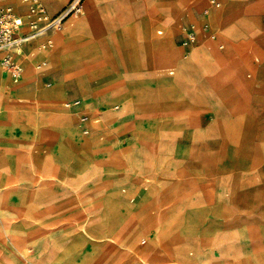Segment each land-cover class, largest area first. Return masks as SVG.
Instances as JSON below:
<instances>
[{
    "label": "rangeland",
    "instance_id": "rangeland-1",
    "mask_svg": "<svg viewBox=\"0 0 264 264\" xmlns=\"http://www.w3.org/2000/svg\"><path fill=\"white\" fill-rule=\"evenodd\" d=\"M73 1L63 0L59 12ZM110 1L118 15L117 23H129L141 16V0ZM192 1L200 8L195 12L198 16L212 6L213 0H204L200 6L198 3L203 0ZM256 1L249 0L251 4ZM219 2L221 6L216 11V22L210 18L215 11H209L207 19L211 29L206 33L210 36L216 34L218 41L225 45V51L230 42L222 33L220 20L229 6L235 10H232L233 18L238 19L235 16L241 15L246 0ZM86 12L85 3L81 14L71 13L60 29L51 28L47 35L56 30L71 31L75 28L74 23L86 18ZM245 18L264 31V11L258 14L248 12ZM78 26L85 28L82 23ZM159 28V24L152 28L155 38L170 35L173 39L176 34V28H166L164 35H158ZM48 38L54 41L55 48L48 50L41 43L39 51L53 57L50 63L64 62L66 76L85 71L86 64L82 58L95 60L110 54L99 42L97 52L84 56L76 52L63 55L56 51L55 39ZM104 38L109 41L102 36L103 42ZM255 39L260 41L261 37ZM219 42L215 45L218 46ZM230 49L231 54L246 65V75L242 79L250 81L239 80L237 86L247 88L246 94L240 98L247 104L243 101L238 103L240 99L236 98L227 100L225 93L208 83L202 73L190 72L193 53L190 50L186 53L180 47L183 55L167 64L165 76L158 77L160 70L151 62L148 71H143L147 74L145 78L149 85L119 95L120 111H115L117 105H111L110 110L114 114L136 118L134 126L132 122L115 127H110L108 122L95 126L93 115L103 112L102 108L95 109L94 114L83 119L86 112L80 111L84 102L79 106L64 104H72L75 99L83 101L81 94L66 96L65 100L53 96L52 90L58 87L52 84L57 80L52 72L47 71L46 76L41 77L45 86L38 83L33 101H27L30 108L19 112L20 119L15 122L9 115L2 114L0 122L2 137L10 139L19 132L21 137L16 141L22 139L24 142L20 146L13 140L5 142L6 152L0 156V166H5L0 168V264H56L89 254L90 251L83 252L81 247H77V243L71 248L66 246V230L78 228H81L80 236L85 241L99 242L101 249L93 264H108L112 260L117 246L104 239L111 238L123 220L113 213L115 208L108 203L109 196L105 201V212L98 221L90 218L77 220L81 216L77 208L78 196L98 198L105 195L101 194L109 191L105 179L100 178L96 169L85 172L80 179H74L79 180V185H67L66 178L61 177L62 171L48 179L56 166H69L78 173L90 165L102 166L105 176L114 165L125 171L122 173L125 178L128 171L131 172L133 179L127 177L125 180H133L132 186L122 189L121 194L132 201L137 216L142 212L141 206H135L138 198L149 201L150 218L145 221V226L140 220H135L137 232L132 240V249L140 264H264V104L251 98L252 88L264 78L260 74L264 69V55L252 40L236 41ZM256 57H259V63L254 61ZM36 60L34 57L29 65L33 67ZM29 65L24 79L37 71H30ZM41 65L46 67L45 63ZM218 83L225 91L233 90L223 80ZM49 85L52 86L47 87ZM16 86L11 87V99L15 97ZM232 94L240 97L238 92ZM228 102L234 107H228ZM3 103L0 93V110L6 112ZM259 109L262 114L255 111ZM191 113L201 122L200 127L192 123L183 124ZM66 117L70 118L76 132L67 127ZM2 126L9 127L3 129ZM202 132L208 138L202 137ZM164 133L179 135L165 139L161 136ZM131 138H135V144L122 150V144H127ZM88 141L89 147L81 144ZM51 142L55 144L52 146ZM113 148L116 152L121 150L120 157L108 154ZM2 151L0 147V153ZM22 165H34L41 171L36 183L38 186L21 195V202L24 203L21 208L34 203L30 198L32 194L36 198L45 197L51 206L50 213L35 220L27 219L23 212L21 216L20 205L12 199L20 195L16 186L28 179L23 172H11ZM66 188L71 194L66 195ZM43 209L46 207L43 206ZM4 212L6 216L1 214ZM201 235L207 238L201 239ZM41 246L47 263L45 257L40 258L36 254ZM147 251L150 254L144 256ZM118 256L119 261L126 258L124 253ZM71 264L89 263L79 261Z\"/></svg>",
    "mask_w": 264,
    "mask_h": 264
},
{
    "label": "crops",
    "instance_id": "crops-1",
    "mask_svg": "<svg viewBox=\"0 0 264 264\" xmlns=\"http://www.w3.org/2000/svg\"><path fill=\"white\" fill-rule=\"evenodd\" d=\"M41 1L45 6H47L46 8H48V13L51 16H55V14L59 13L63 7V0ZM217 1L219 2V0ZM85 3L87 4L88 14L84 20L79 22L83 23L85 28H80V26H78L79 23L77 22L73 24V27L75 28H72L71 31L66 32V29L63 31L56 30L52 34H48L47 36L39 39H34L25 45L23 53L16 56L23 69L20 78L16 79L12 73L6 71L0 64V93L3 96L4 103L2 105L6 110V112H2V110H0V122L3 120L2 114H5L4 116L9 115V117L15 122L16 120L20 119L19 112H24L30 108L29 102L27 101H33L35 97L34 93L38 89V83H44L41 77H45L47 71H50L57 80V82L52 85L57 84L58 89L64 91L67 98L68 96L74 95L76 93L81 94L83 101L79 99L73 100H79L81 103L84 102L81 106L83 109L80 112H86V116L89 115L90 117L92 114H94L93 112L95 109H103V112H96L93 115L92 121L95 126L104 125V122H108L110 127H115L119 124L124 125L130 122H132L134 126L136 118L127 115L125 116L124 114L118 118L110 110L111 105H117L118 108L115 107V111H120L121 104H118L119 101L117 99L119 95H125L130 90H140L144 86L149 85V81L145 78L147 74L143 71H148L151 62L155 63L157 68L160 70L158 77L165 76V67L167 64H171L170 61H174L180 54L183 55V52L180 50V47H182L181 41L183 37L182 27L190 23L195 24L196 26L197 43L189 51L194 55V59L189 71H198L202 73L208 83L216 86L219 88V90L225 93L227 100L229 98L240 99L243 97L244 94H246L245 90H247V88L244 89V87H238L237 82L239 80L250 81L242 79L246 75L247 70L244 72L246 65H243L242 62L239 61L238 57L231 54L230 47L232 48L233 43L236 41L242 42L246 40H252L258 51L260 53L263 52L262 54L264 55V49L260 45L264 42V31L259 29L256 24L248 21L245 18L246 13L248 12L251 14H258L259 12L264 11V0H257L253 4H251L249 0H246V5L243 7L241 15L237 14L235 16L238 19L233 18L232 13L235 12V10H233V6H229V9L223 14L220 20L223 26L222 33L228 37L230 42L229 47H227L228 49L225 51H223V49H225V45L218 41L219 38L216 34L210 36L206 33V31H210L211 29V23L207 19V16L210 13L209 11H217L220 9V7H215L212 5L196 16L195 12L200 8L196 6L192 0H141V16L139 18H134L129 23H117L118 15L110 0H85L84 4ZM7 5L13 6L19 15L27 18L31 0H0V6ZM206 11H208V13H206ZM157 24L161 25V28L157 30L158 35H164L166 28H176V34L174 35L173 39L170 37V35L162 38H155L152 33V28ZM206 24L209 25L207 30L205 29ZM160 30L163 32L162 34L159 33ZM199 34L201 36V40H199ZM50 36L56 41V51L61 52L63 55L76 52L80 56H84L93 52H97L99 48V42L107 48L110 54H107L106 52L108 57H101L95 60H90L89 57L82 58L81 60H83L86 64L85 71L77 75L69 74L68 76H66L64 62H47L45 63L46 67L43 68L41 64L44 62L36 60V73L31 74L24 79L27 67L31 63V60L35 57L34 53L39 51L38 49L40 48V44H43V42L49 40L47 37ZM102 36L108 38L109 41L104 38L105 40L103 42ZM213 36H216L215 39ZM258 36L261 37L260 41L255 39ZM217 42H219L218 46L215 45ZM222 45L224 46L223 49L220 47ZM54 48L55 43L53 41V46L47 47V49L53 50ZM183 50L185 52L184 48ZM1 56L2 55L0 54V60ZM254 61L259 63V57H256ZM125 63L126 66H124ZM260 74L264 77V69H261ZM248 76L250 77L251 74ZM70 77L72 79L71 81H68ZM221 80L227 82L230 88L233 90H228L229 92L225 91L222 87L223 85L218 83ZM221 83L225 85L224 82ZM13 85L18 86L15 88V97H12L11 99V87ZM52 85L47 87H51ZM252 89V100L264 104V78L263 80L258 81ZM232 92H238L240 97L234 96ZM229 94L231 95L229 96ZM241 101H243V99H240L238 103ZM56 102L59 103L61 101ZM64 104L68 103L65 102ZM245 104L247 103L245 102ZM227 105L228 107H234V105H230L229 102ZM255 111L262 114L260 109ZM177 114L178 113H175V115ZM71 119L74 121L72 117ZM255 120L258 119L255 118ZM191 123L195 125L197 124V127H200L201 124V122L196 118L195 115H193V113L190 114V117L185 120V123L183 124L189 125ZM199 131H201V128H199ZM178 135H172L168 133L161 134V136L165 139L174 138ZM201 135L204 138H208L204 136L203 132ZM0 137V147L3 148L0 156L6 152L5 142L13 140L16 145H24L22 139L16 141L18 137H21L19 132L10 136V139L7 137ZM51 143L52 146L55 144L54 142ZM134 144L135 138H131L127 144H122L121 149L123 150L130 148ZM116 151L117 150L113 148L108 151V154H114L120 157L119 153L121 150L119 152ZM22 155H24V153ZM4 167L5 166H0V168ZM92 169H96L100 178L105 179L104 183L109 191L101 192V194L105 195L98 198L78 196L79 203L77 208L79 209L81 216L77 220L80 222L90 218L95 219V222L98 221L101 215L105 212V205L107 203L105 201L107 196H109L108 203L113 205L115 208L113 213L120 217L123 220V223L114 231L111 238L104 239L105 241L114 242L117 246V251L108 264H140V262L136 259L132 249V240L135 233L137 232L135 228V220H140L142 225L145 226V221L150 218V212H148L149 201L138 198L136 201L137 204H135V206H141L142 212L137 216L135 214V207L132 206L134 205L131 203L132 201L128 199V197L121 194L122 189L132 186L131 183L133 180H125L127 177L133 179L131 172H126L127 177L125 178V176L122 175V173L125 171H123L122 168L120 169L119 165L111 166L112 170H110L108 172L109 174L106 176L103 174L104 169L102 166L99 167L97 165H90L87 169L78 173L69 166H56L51 175L48 176V179H50L54 173H57L58 175L62 171L61 177L66 178L67 185H79V180L76 181L74 179H80L85 172L89 170L91 171ZM40 171V168L34 165H22L17 170L11 171L13 173L23 172L24 176L28 177V179L24 180L19 186H16L18 187L16 190L20 191L19 197L12 198L14 202H16V205H20V208L21 205L24 204L21 202V195L26 191L32 190L34 186H38L36 183L37 180L40 179ZM2 188L7 189V187ZM68 191L69 190L66 188V195L71 194ZM33 195L34 194H32L30 198L34 203L27 204L26 207L21 208V216L23 212V215L25 214L24 217L27 219L30 217L31 219L35 220L39 218L40 215H46V213H50L51 206L47 201H45V197L36 198ZM1 200L2 198L0 196V201ZM43 206L46 207L45 210L43 209ZM1 214H5V216L7 215L6 212ZM80 233L81 228L75 229L74 231L66 230V246L71 248L72 245L77 243V247H81L83 252L90 251L91 253H84L81 256L69 258L66 259V261L56 264H71L79 261H86L89 264H93L101 249L100 245L98 244L99 242L97 243L90 240L85 241L84 238L80 236ZM200 238L206 239L207 237L206 235H201ZM143 243L145 242L143 241ZM42 246L39 248L40 251H37L36 254H38L40 258L45 257V261L47 263L46 253L41 252ZM88 246L91 248L88 249ZM120 253H124L126 256L123 261H119L118 255ZM149 254L150 252L147 251L143 255L148 256Z\"/></svg>",
    "mask_w": 264,
    "mask_h": 264
},
{
    "label": "built area",
    "instance_id": "built-area-1",
    "mask_svg": "<svg viewBox=\"0 0 264 264\" xmlns=\"http://www.w3.org/2000/svg\"><path fill=\"white\" fill-rule=\"evenodd\" d=\"M76 0L70 6L64 8L55 16H50L48 10L41 0H31L30 9L27 18L19 15L13 6H0V54L1 66L17 79L22 75V66L17 60L16 56L22 54L24 47L30 41L36 39L38 36L47 34L53 28L63 26L66 18L76 11ZM212 5L220 7L221 4L217 0L212 1ZM208 13V11H206ZM209 25H205L207 30ZM195 24H188L182 27V41L181 46L188 53L197 43V32ZM160 34L163 32L160 30ZM213 38H215L213 36ZM46 47H51L53 41L47 40L44 44ZM41 67V66H39ZM81 101L76 100L68 106H78ZM83 119H86L83 117Z\"/></svg>",
    "mask_w": 264,
    "mask_h": 264
},
{
    "label": "bare ground",
    "instance_id": "bare-ground-1",
    "mask_svg": "<svg viewBox=\"0 0 264 264\" xmlns=\"http://www.w3.org/2000/svg\"><path fill=\"white\" fill-rule=\"evenodd\" d=\"M52 1V0H51ZM78 1H79V4L78 5H76V11L73 13V14H77V15H79V14H81L82 12H83V10H84V2H81V0H76V4L78 3ZM47 2V1H46ZM204 2V0L203 1H200V3H198V5L200 6L202 3ZM51 3V2H50ZM87 14H88V10H87V12H86V16H87ZM218 15V12H214V13H212V15L210 16V18L214 21V22H216L217 20H216V16ZM84 20V19H83ZM83 24V23H82ZM233 26V25H232ZM236 26V25H235ZM62 26H60V27H57V29H60ZM231 28V27H230ZM233 28V27H232ZM234 29V28H233ZM234 33V32H233ZM45 36H47V34H44V35H41V36H38V37H45ZM169 37V36H168ZM171 37V36H170ZM214 37H216V36H214ZM37 39V38H36ZM215 39V38H214ZM42 41V40H41ZM46 47L44 44H42V47ZM221 47V49H223L224 48V46L222 45V46H220ZM262 47H263V49H264V42L262 43ZM39 50V49H38ZM263 53V52H262ZM199 55V54H198ZM34 56L36 57V59L37 60H40V61H42V62H44V63H47V62H49V60H50V62H52V59H53V57L52 56H50V54H41L40 53V51H37V52H35L34 53ZM177 59L179 58V56H177L176 57ZM189 58V57H188ZM193 58H194V55H193ZM184 59V58H183ZM190 61V60H189ZM32 62V61H31ZM178 62V61H177ZM184 64V63H183ZM191 65V64H190ZM178 67V66H177ZM36 62L34 61V64H33V67L32 66H30L29 65V70L31 71V70H33V69H35L36 70ZM189 68V67H188ZM260 70V69H259ZM257 71V70H256ZM189 75V74H188ZM193 76V75H192ZM190 79V78H189ZM21 80V79H20ZM18 81V80H17ZM23 81V80H22ZM187 84V83H186ZM185 84V85H186ZM52 95L53 96H55V97H58V98H60L61 100H65V98H66V95H65V93H64V91H62V90H59L58 88H56V89H54V90H52ZM2 96V95H1ZM116 108H118V106H116ZM116 115V114H115ZM118 118H120V115H116ZM83 117H85L86 119H88V116H86V115H84ZM66 119V121H65V123H66V125H67V127L68 128H70L71 130H72V132L74 133V128H73V125H72V121L70 120V118L69 117H66L65 118ZM113 123V122H112ZM3 127V129H7L8 127H4V126H2ZM90 130H88V132H89ZM76 132V131H75ZM1 136V135H0ZM1 138V137H0ZM79 140V139H78ZM80 140H82V139H80ZM84 141V140H83ZM81 144H83L84 146H86V147H89V144H90V142L88 141V142H84V143H82L81 142ZM240 179V178H239Z\"/></svg>",
    "mask_w": 264,
    "mask_h": 264
}]
</instances>
